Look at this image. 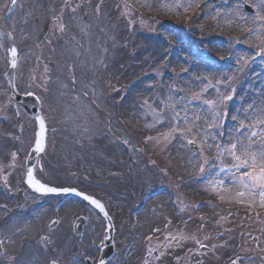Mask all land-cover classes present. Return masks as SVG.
<instances>
[{
	"label": "rangeland",
	"instance_id": "1",
	"mask_svg": "<svg viewBox=\"0 0 264 264\" xmlns=\"http://www.w3.org/2000/svg\"><path fill=\"white\" fill-rule=\"evenodd\" d=\"M178 1L184 5L179 12L163 9L162 0H18L3 19L10 0H0V184L11 199L38 129L9 94L11 42L17 53L14 85L22 95L40 99L47 126V149L33 177L92 197L95 191L112 193L104 199L119 197L124 208L138 201L142 188L160 187L142 216L157 208L155 219L164 221L170 212L190 225H208L201 244L211 247L202 258L207 264H221L232 253L222 246L232 245L229 235L209 241L219 224L213 215L227 220V211L213 208V198L226 206L233 202L227 222L237 229L246 255L242 264H264L255 256L264 255V222L259 225L264 197L258 182L244 173L260 169L264 152V31L258 29L264 27V0ZM245 160L248 166H240ZM24 188L23 198L38 197L39 191ZM243 205L257 212L251 229L240 227ZM181 239L165 256L182 258L186 242Z\"/></svg>",
	"mask_w": 264,
	"mask_h": 264
},
{
	"label": "bare ground",
	"instance_id": "2",
	"mask_svg": "<svg viewBox=\"0 0 264 264\" xmlns=\"http://www.w3.org/2000/svg\"><path fill=\"white\" fill-rule=\"evenodd\" d=\"M158 1H160V0H158ZM171 2V3H170ZM162 5H163V9H166V10H170V7H173V8H176V10L179 12L182 8H184V5H182V6H180V4H179V1L178 0H162ZM166 5H171V6H166ZM178 8H177V7ZM208 15V14H207ZM233 17H234V14L232 15ZM29 31V32H31L32 31V28L30 27V28H25L24 30H23V32L24 33H26V31ZM29 34V33H28ZM165 36H167V33L165 34ZM28 37V36H27ZM25 38V41H24V43L26 44V43H29L30 41L28 40V38ZM167 39V38H166ZM208 75H210V72H208ZM126 98H128V97H126ZM123 100V99H122ZM124 102H126V101H124ZM118 108L119 109H124L125 107L124 106H122V105H118ZM84 142H86L87 143V138H85V139H82ZM65 144H67L68 145V142H66ZM64 146V145H63ZM69 150V149H68ZM98 221V219L95 217V216H92V218H91V220H90V223H89V227L87 228V232H86V235L84 236L85 237V240L88 238V236H91L93 233H94V231H93V227H94V223L95 222H97ZM140 229H143L144 227H145V225H146V221L145 220H141L140 219ZM67 223L65 222L63 225H60L59 227H57L56 229L58 230V235L57 236H61V234H59L61 231L63 232V233H67ZM31 225H30V221H28V222H22V224H21V227H30ZM32 226H36V224H34V223H32ZM18 232V230L17 229H15V231L13 232V233H11V234H9V235H7V237H8V241L9 242H11L12 241V238H13V235L15 234V233H17ZM37 234H39V235H37L36 237H39L41 234H43L44 232H36ZM55 235V234H54ZM85 244H84V246H90V244L92 243V240H88V241H86V242H84ZM46 248H48V246L46 247ZM67 248V247H66ZM67 250H69V248H67ZM87 250H89V252H91L92 253V249L90 248V247H88L87 248ZM53 250L51 249V252H52ZM31 254V253H30ZM36 253L34 254V256H28L27 257V259L25 260V262H24V264H29L28 262L29 261H31L32 259H34V258H36Z\"/></svg>",
	"mask_w": 264,
	"mask_h": 264
},
{
	"label": "snow or ice",
	"instance_id": "3",
	"mask_svg": "<svg viewBox=\"0 0 264 264\" xmlns=\"http://www.w3.org/2000/svg\"><path fill=\"white\" fill-rule=\"evenodd\" d=\"M11 2L13 4H15L16 0H11ZM12 54H13V56H15V54H16L14 49L12 51ZM14 66H15V63H13V67ZM232 147H233V149H235L236 146L233 145ZM36 150L37 151L41 150V145L39 143L37 144V149ZM260 157H261V161H260L259 175L257 176L254 171L251 172V173H248V175H249L251 180L258 182L259 187L261 189L260 195H261V197H264V152L260 153ZM236 159H239V157H236ZM252 161H253L252 167H253V169H255V167H256V157H255V155L252 156ZM240 166H242V167L248 166L247 160L243 161ZM28 175H29L28 183L31 186H33L36 191H39V192H42V193H55V192L58 191L56 188L46 187L45 185L39 184L38 182L34 181L32 179V174L31 173H29ZM63 191L67 192L68 189H64ZM92 202L95 203V201H92Z\"/></svg>",
	"mask_w": 264,
	"mask_h": 264
}]
</instances>
